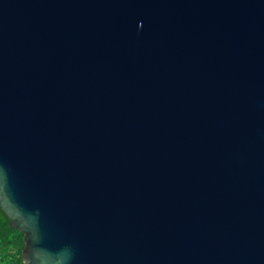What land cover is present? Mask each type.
<instances>
[{
	"label": "water",
	"instance_id": "obj_1",
	"mask_svg": "<svg viewBox=\"0 0 264 264\" xmlns=\"http://www.w3.org/2000/svg\"><path fill=\"white\" fill-rule=\"evenodd\" d=\"M0 208L23 264H264V0H0Z\"/></svg>",
	"mask_w": 264,
	"mask_h": 264
},
{
	"label": "trees",
	"instance_id": "obj_2",
	"mask_svg": "<svg viewBox=\"0 0 264 264\" xmlns=\"http://www.w3.org/2000/svg\"><path fill=\"white\" fill-rule=\"evenodd\" d=\"M24 235L10 227V221L0 208V261L5 264H23Z\"/></svg>",
	"mask_w": 264,
	"mask_h": 264
},
{
	"label": "rangeland",
	"instance_id": "obj_3",
	"mask_svg": "<svg viewBox=\"0 0 264 264\" xmlns=\"http://www.w3.org/2000/svg\"><path fill=\"white\" fill-rule=\"evenodd\" d=\"M0 264H5L4 262L0 261Z\"/></svg>",
	"mask_w": 264,
	"mask_h": 264
}]
</instances>
